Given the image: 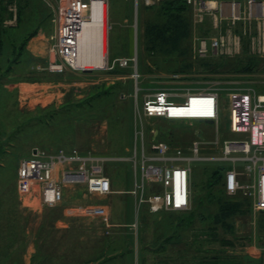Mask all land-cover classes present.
I'll return each instance as SVG.
<instances>
[{"label": "rangeland", "instance_id": "rangeland-1", "mask_svg": "<svg viewBox=\"0 0 264 264\" xmlns=\"http://www.w3.org/2000/svg\"><path fill=\"white\" fill-rule=\"evenodd\" d=\"M5 1L8 2L3 25L7 31L2 30L0 33L5 44L0 53V264H189L188 260L192 255L198 253L209 257L220 253L264 256V231H260L258 227L260 213L251 210L233 219V232H225L219 227L215 235L218 239L214 242L206 241L213 237L211 232H204V227L208 228V225L197 221L193 228L183 233V237L193 241L197 236L204 241V247L211 251H195L194 248L188 255L184 252L188 247L185 242L170 243L167 250L162 252L150 250L149 247H156L159 242L153 240L158 232L155 226L149 225L145 229L140 227L138 234L125 225L109 231L100 218L91 217L81 211L84 205L77 206L79 209L74 207L83 217L69 218L68 225L60 227L57 222L64 217L63 210L71 204L69 201L67 205L44 211L48 206L40 202L39 193L25 195L17 187L19 162L23 157L31 155L35 147L49 151L76 148L81 152L120 157L125 153L126 147L133 145L137 123L135 113L137 107H142L143 97L162 89L179 93L173 100L180 103L184 102L186 92L206 89L218 91L222 100L220 119L214 124L196 120L172 122L164 118L143 121L146 126L165 133L173 131L176 139L174 145L181 136L187 137L199 129L207 133H220L222 138L244 137L228 130V96L231 92L246 88H254L258 93H264L261 92L264 91V56L256 54L252 48L254 25L248 34L242 35L240 51L212 53L207 57H200L195 50L199 37L214 35L216 29L213 30L211 26L208 32H204V29L195 26L191 17L192 35L183 42L188 47V54L164 56L149 52L142 34V26L147 20L156 18V7L162 0H156L152 5L139 0L138 7L134 0H128L137 11L139 23L138 34L135 35L134 31L131 45V53L137 57L141 74L138 81L140 91L136 96V83L130 77V68H119L120 73L111 75L103 67H87L92 70L82 71L68 66L60 73L49 69L52 54L53 61L57 60L52 48L57 38L55 9L59 6V0H29V9L23 21H18L19 0ZM16 11L17 18L14 15ZM231 27L229 23H223L225 35L229 33L226 30ZM36 28L37 33L25 40L23 49V40ZM117 29L118 27L111 29L105 36L108 39L107 54L110 35L120 43ZM232 29L240 33L242 22L236 23ZM116 43L113 46H118L119 49V44ZM39 49L42 54L37 52ZM121 54L124 55L125 52ZM244 54H247L246 58L250 55L258 56L261 60L259 68L235 71L236 69L229 66L222 68L218 63L220 58L231 61ZM113 55L114 50L111 51L110 58ZM209 61L213 63V67L207 66ZM186 63H191L192 68L181 71V66ZM220 140L222 144L223 139ZM179 144L183 147L180 141ZM206 146V149H201V155L211 154L208 150L210 147ZM107 164V172L111 177V173L115 174L119 165L114 162ZM213 165L214 162L210 160L191 163L195 173L196 193L193 196L205 199L204 204L208 208L203 207L202 210L206 212H215L218 207L206 199L210 190L207 177ZM72 193L75 195L74 191L70 194ZM77 193L73 197V205L88 204L90 200H95V197H84V190ZM110 197L97 198L96 201L108 203ZM143 207L141 206L142 211ZM177 213L171 211V214ZM224 239L233 241V245L225 243ZM132 248L134 250L126 254ZM207 261L210 259L207 258Z\"/></svg>", "mask_w": 264, "mask_h": 264}, {"label": "built area", "instance_id": "built-area-1", "mask_svg": "<svg viewBox=\"0 0 264 264\" xmlns=\"http://www.w3.org/2000/svg\"><path fill=\"white\" fill-rule=\"evenodd\" d=\"M144 1L147 5H152L156 0ZM186 1L193 6L197 22H203L209 17L213 29H216L214 35L199 37L195 46L196 55L207 57L212 53L240 51L242 35L248 34L254 25L252 48L256 54L264 56V0ZM95 2L99 4L103 51L105 33L112 28L107 20V0H59V6L63 8L58 6L55 9L57 38L52 50L56 53L57 60L49 62L51 71L63 72L68 66L74 70L87 69L76 65L75 60L79 55V34L86 23L94 20L97 12L94 8ZM14 15L17 16V11ZM224 22L225 25L229 23L232 26L226 30L229 31L227 35L224 31H219ZM241 22L242 31H233V26ZM103 68L109 71L115 68H131L136 91H139L140 73L136 56L116 57L111 62L106 61ZM178 95L180 94L162 89L145 96L142 109L136 115V139H144L143 117L181 121L212 119L218 122L223 106L218 91H188L183 103L173 100ZM228 97L229 129L243 134L244 137L222 141V156L200 154L204 144H217L219 139L209 142L201 137L194 140L186 151L181 147H173L168 141L154 138L150 143V153L143 151L142 154L141 181L131 191L137 197L138 207L146 204L151 213L183 212L191 209V163L199 160H222L233 165L225 172L226 193L235 195L242 192L251 199L254 212H264V94L258 93L254 88H246L231 92ZM124 159L121 156L81 152L76 148L49 151L35 147L31 155L23 157L19 162L18 190L25 195L39 193L40 202L48 207L62 203L66 186L72 184L85 185L91 195H107L113 192V188L112 181L105 172V165ZM133 161L136 163V160ZM238 162L244 164L242 172L235 167ZM241 174L252 180L243 182L240 179ZM151 183H159L162 190L149 192L147 188ZM81 211L91 217L100 218L108 228L113 225L111 213L105 205L88 204ZM132 227L138 234L137 222Z\"/></svg>", "mask_w": 264, "mask_h": 264}, {"label": "crops", "instance_id": "crops-1", "mask_svg": "<svg viewBox=\"0 0 264 264\" xmlns=\"http://www.w3.org/2000/svg\"><path fill=\"white\" fill-rule=\"evenodd\" d=\"M134 3L138 7L137 4H139V0H134ZM121 7H122V10H121ZM191 10H192V17H193V22L195 23V26H199L200 28L204 29V32H208L209 31L208 29L211 26H213L211 18L207 17V18H205V20L203 22H197L195 15H194L193 6H191ZM137 16L138 15H137V11H135V7L132 8L131 3L128 0H107V20L112 26L111 29L118 27L116 34H119V35H117V37H118V41L120 43L115 41V39L110 35L109 53L107 54V52H106V61L111 62L116 57H133V56H135V55H132V53H131V45L133 42L132 40H133L134 31H135V35L138 34L139 23H138V17ZM108 17H109V19H108ZM132 21L134 23H132ZM118 24H119V26H118ZM212 29H213V27H212ZM110 30H109V32H110ZM219 31L223 32V25H221ZM142 34L144 37V25L142 26ZM107 40H106V47L108 46ZM114 43L119 44V49H118V46H113ZM28 50L30 52L32 51L30 48ZM112 50H114V55L112 56V58H110V53ZM37 52L39 54H42L41 49H39V51H37ZM122 52H125V54L122 55L121 54ZM35 54H37V53H35ZM121 69H127V68H121ZM113 71L114 70L108 71V73L111 75V73H114ZM130 71L132 72L131 68H130ZM131 72H130V77L132 78ZM115 75L121 76V74H115ZM120 78H122V77H120ZM132 79L134 80V78H132ZM139 91H140V88H139ZM139 91L138 92L136 91V96L139 95ZM144 99H145V97H143V101H144ZM142 106H143V104H142ZM222 108H223V106H222ZM222 108H221V112H222ZM141 109H142V107H140V106L137 107L136 113H137V111H139ZM221 112H220V114H221ZM136 113H135V117H136ZM152 118H161V117H143L142 123L144 124L143 121L145 119L151 120ZM219 119H220V117H219ZM173 121L175 122L176 120H173ZM198 122H204V121H198ZM215 122L216 121H214L213 123H208V124H214ZM218 122H219V120H218ZM136 126H137V123L135 125L134 133L136 132V129H137ZM228 130H229V132L234 133V132L230 131L229 127H228ZM191 133L192 134L188 135L187 137H182L181 135H179L181 137L177 139V144L174 145L173 142H175L174 140H176V139L174 138L175 133H173V131H170L169 133H165L164 131H160L159 129H156L154 127L152 128V127L145 125V127H144V139L143 140L136 139V136L134 134V141H133L132 147L131 146L126 147L125 153H123L121 155V157H125V159L114 162L117 165H119L115 174L111 173V177H110V175L108 174L109 172H107V168L109 167V165L108 164L105 165V172H106V174L109 175V177L112 181L113 192L109 193L107 195H91L87 192L86 187L83 184H81V185L80 184L79 185L78 184H72V185L66 186L65 193H64V199H63L62 203H60L56 207L67 205V201H69L71 204L67 205L64 208V210H63L64 211V217L62 219L58 220L57 225L60 227H66L68 225L67 222H68L69 218L83 217L81 215V213L78 211L79 207H77V206L81 207V205L83 206V205H88V204H100V205L107 206L110 213H111V222L113 225H112V227L108 228L109 231L111 229H114L115 227L124 226V225L126 227H129L130 229H133L132 224L137 222L138 232H139L140 227H142L141 229H143V228L145 229L146 227L148 228L149 225H150V227L155 226V228L158 229V232H156V236L154 235L153 240H155V241L156 240L157 241L162 240L165 233H167V231L171 229L172 225H174V222L172 221V217L169 216V215H171V211H162L160 213H151L146 204L144 207H143V205H141L143 207V211H142L141 206L138 207L137 197L131 193V191L135 187L136 183L141 181L143 151L146 154L150 153V143L154 138L160 139V140H166L173 147H181V144H179V141H180L183 145V147H181V148L188 151V149L192 145L193 141L196 139H201V137H202L206 141H209V142H212L216 139H219V141H220L217 144H204V146L202 148L206 149L205 147H207L206 145H208L210 147L208 150L211 151V154L204 155V156H222L223 152H222V144H221L220 139H223V141H224L226 139H230V140L232 139L233 140V139H242L243 138V137L242 138H238V137L228 138L227 136L226 137L224 136V138H222V137H220V133H214V134L212 132L207 133V132H203L200 129L193 131ZM224 133H226V132H224ZM235 134L243 135V134H238V133H235ZM133 159L136 160V163L133 161ZM211 161L214 162V165H213V169L210 171V174L207 177L208 186L210 183L209 179H211L213 175H214V178L219 181L218 186L219 187L224 186L225 172L228 168L233 167L232 163L228 162V161H222V160H219V161L211 160ZM243 166H244V164L242 162H238L235 165V167L237 168V170L239 172L243 171ZM139 167H140V174L138 175V168ZM222 167H226V169H221L220 170L221 173H219L218 175L213 174L214 172H216L218 169H220ZM194 179H195V173H194V170L192 169V175H191V189H192L191 201H192V205H193V200H194L193 198H194V196H196V195L193 196V193H196L195 189H194ZM240 179L243 182H249L252 180V178H250L244 174L240 175ZM130 181H131V186H129ZM79 186H82V187H79ZM80 190L85 191L84 197H87V196H89L91 198L95 197V200L94 201L90 200V202H88V204L87 203L86 204H77L76 203L73 205V203H75L73 201V197L76 194H78L77 191L79 192ZM147 190L149 192L155 191V190L161 191L162 187L159 183H151L148 186ZM71 191L72 192L74 191L75 195H73V193L70 194ZM238 193L243 194L242 192H238ZM108 196H111L110 200L108 199L109 204L108 203H100V202L96 201L97 198H104V197L108 198ZM250 201H251V199H250ZM75 206L78 209H74ZM56 207H46L43 210L45 211V210L56 208ZM136 209H137V211H136ZM251 211L254 212L252 210V201H251ZM254 213H262V212H254ZM152 224H154V225H152ZM133 250H134L133 248L131 250H128L126 252V254L128 252L133 251Z\"/></svg>", "mask_w": 264, "mask_h": 264}, {"label": "trees", "instance_id": "trees-1", "mask_svg": "<svg viewBox=\"0 0 264 264\" xmlns=\"http://www.w3.org/2000/svg\"><path fill=\"white\" fill-rule=\"evenodd\" d=\"M12 0H9V2ZM5 0H0V33L2 30L7 31L3 25L4 16L7 14V4ZM29 0L18 1V21H23L26 18V13L29 9ZM157 13L156 18L152 20H147L144 24V42L146 49L149 52L155 54H161L164 56L179 54L181 56H186L188 54V47L183 45V42L188 40L192 35V10L191 6L187 3L186 0H162L160 5L156 7ZM32 16V14H30ZM39 18V17H38ZM41 20V19H40ZM44 20L42 19V22ZM40 22V23H42ZM39 27V26H38ZM37 27V28H38ZM37 28L33 30L30 35L23 40L21 47L24 49L26 44L25 40H28L33 35L37 33ZM3 36L0 34V37ZM3 38H0V53L3 51L4 47ZM247 48V47H246ZM247 54L242 56H236L233 60L228 61L227 59L220 58L218 61L220 67L229 66L230 68L236 69L235 71H251L255 68H259V63L261 62L258 56L250 55L246 58ZM208 67L212 66V62L207 63ZM183 69L181 71H187L191 69V63H186V65L181 66ZM216 67V66H215ZM11 70V69H10ZM119 68L114 69V73H120ZM179 70V71H180ZM60 73V72H58ZM264 92V91H261ZM264 94V93H263ZM221 169H226L222 167L218 169L213 174L218 175L221 173ZM219 181L212 176V180L209 183L210 190L207 193L206 199L211 204H217V209L215 212H206L203 209L206 208L204 204L203 197L194 196L193 205L191 209L183 212H178L176 215L171 214L172 225L171 229L165 233L162 240L156 243V247H149L150 250L155 251H166L167 245L170 243L176 244L185 242L188 244V247L185 249V253L188 255L191 253L190 250L195 251H211L210 248H205L204 241L199 237H195L193 241L190 238H184L186 230L193 228L197 221L202 224H207L208 228L204 227L205 233L208 234L211 232L213 237L206 239V241L214 242L218 238H215L218 228L222 227L225 232H233L234 225L233 219L238 215H245L251 210V201L249 197L238 193L236 195H228L224 189V186H218ZM18 187V182H17ZM208 208V207H207ZM208 210V209H207ZM258 227L260 231H264V212L260 213ZM190 240V241H189ZM225 243L233 245V241L223 240ZM183 250L181 251V253ZM222 252V251H220ZM188 255L185 257L188 258ZM181 255H179L180 257ZM183 256V255H182ZM207 258L210 261H207ZM189 261V264H243L242 254H228L222 255L217 254L216 256H207L193 254L192 258Z\"/></svg>", "mask_w": 264, "mask_h": 264}, {"label": "bare ground", "instance_id": "bare-ground-1", "mask_svg": "<svg viewBox=\"0 0 264 264\" xmlns=\"http://www.w3.org/2000/svg\"><path fill=\"white\" fill-rule=\"evenodd\" d=\"M98 2L94 3L97 12L94 20L86 23L79 34V55L75 60L76 65L83 67H104L106 62V39L104 36V49L102 51L101 20L98 13ZM106 12V11H105ZM106 20V13H105ZM54 55L52 54V60Z\"/></svg>", "mask_w": 264, "mask_h": 264}, {"label": "water", "instance_id": "water-1", "mask_svg": "<svg viewBox=\"0 0 264 264\" xmlns=\"http://www.w3.org/2000/svg\"><path fill=\"white\" fill-rule=\"evenodd\" d=\"M85 70H92V69L87 68ZM199 121H204L207 123H213L214 122V120H212V119H207V120L200 119ZM242 262H243V264H264V257H263V255H253L251 253H243L242 254Z\"/></svg>", "mask_w": 264, "mask_h": 264}]
</instances>
